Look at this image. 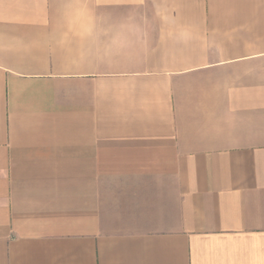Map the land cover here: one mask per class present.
<instances>
[{
    "label": "crops",
    "instance_id": "1",
    "mask_svg": "<svg viewBox=\"0 0 264 264\" xmlns=\"http://www.w3.org/2000/svg\"><path fill=\"white\" fill-rule=\"evenodd\" d=\"M0 264H264V0H0Z\"/></svg>",
    "mask_w": 264,
    "mask_h": 264
}]
</instances>
